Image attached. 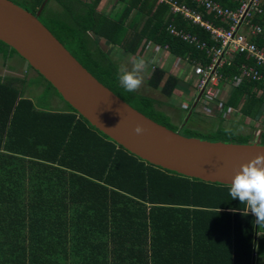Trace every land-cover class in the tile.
Wrapping results in <instances>:
<instances>
[{"label": "trees", "instance_id": "trees-1", "mask_svg": "<svg viewBox=\"0 0 264 264\" xmlns=\"http://www.w3.org/2000/svg\"><path fill=\"white\" fill-rule=\"evenodd\" d=\"M12 1L33 14L42 6L38 19L97 80L147 117L177 131L160 109V100L119 85L120 66L96 38L129 56L140 55L153 43L166 45L176 58L203 61L204 50L170 34L168 25L211 44L208 31L159 0H116L109 14L97 10L99 0H53L62 13L48 5L50 0ZM178 1L216 24L222 22L191 0ZM216 1L232 9L238 5L235 0ZM259 7L262 12L254 13L252 21L264 27V0ZM13 54L20 56L0 40L3 60ZM242 62L254 64L238 53L221 69L222 75H237ZM178 82V76L159 66L152 67L146 80L166 97ZM24 86V77L0 76V264H251L255 217L243 213L238 198L231 199L228 184L153 165L95 128L62 98V111L37 107L23 94ZM196 105L185 108L181 134L255 141L252 133L225 125L222 113L213 129L192 127L188 121L197 114ZM223 105L249 119L261 112L264 120V88L243 80ZM256 137L264 144V130Z\"/></svg>", "mask_w": 264, "mask_h": 264}, {"label": "water", "instance_id": "water-1", "mask_svg": "<svg viewBox=\"0 0 264 264\" xmlns=\"http://www.w3.org/2000/svg\"><path fill=\"white\" fill-rule=\"evenodd\" d=\"M33 14L0 0V40L12 47L91 125L147 162L208 182L228 184L264 144L185 136L147 117L94 77ZM190 113V112H189ZM137 123L144 126L137 135Z\"/></svg>", "mask_w": 264, "mask_h": 264}, {"label": "built area", "instance_id": "built-area-1", "mask_svg": "<svg viewBox=\"0 0 264 264\" xmlns=\"http://www.w3.org/2000/svg\"><path fill=\"white\" fill-rule=\"evenodd\" d=\"M169 5L172 13L182 15L189 23L196 24L209 32L213 43L208 44L195 34H191L183 28L168 25L170 34L179 37L194 45L196 48L204 50L206 60L191 59L186 56L177 58L182 65L189 66L188 69L193 77V87L196 92L194 100L196 104L208 110L211 103L218 114L229 113L236 108L228 107L224 110L223 93L225 86L233 88L243 80L257 81L264 88V46H259L257 40L264 42V27L252 21V16L256 12H262L259 7L260 0H235L236 8H229L216 0H191L198 6H202L206 12L212 13L222 21L216 24L213 20L203 17V14L196 8L178 0H159ZM154 51L167 50V46L154 44ZM168 51V50H167ZM244 53L246 58L253 60L254 64L247 62L240 63L238 74L232 78L222 75L221 69L229 65L234 56ZM179 64V62H177ZM187 105H184L186 108ZM237 110V109H236ZM261 113V112H260ZM255 116V120L261 114Z\"/></svg>", "mask_w": 264, "mask_h": 264}, {"label": "rangeland", "instance_id": "rangeland-1", "mask_svg": "<svg viewBox=\"0 0 264 264\" xmlns=\"http://www.w3.org/2000/svg\"><path fill=\"white\" fill-rule=\"evenodd\" d=\"M21 1V0H16ZM50 7H54L58 13H62V8L53 0L49 1L48 4ZM112 50L110 51L111 54ZM113 55V54H111ZM125 55V56H123ZM134 57L138 56H129L126 53H122V57L120 58L119 66H128L131 67V60ZM3 58L0 56V71L2 69V61ZM179 65H182L181 61L174 59V56H168L166 64H174V68ZM165 64V68H166ZM149 67V66H148ZM172 67V66H171ZM184 69L187 72H190L188 67L184 66ZM4 68L9 69V75L16 74L18 76H22L25 78V86L23 89V94L25 96L30 97L33 100V103L37 107L55 110V111H62L66 109L65 102L55 93V91L49 88L44 79H42L34 69L30 68L27 62L18 56L17 54H13L11 57L6 59V66ZM169 68V67H168ZM169 68L171 71L175 69ZM5 72V71H4ZM173 72V71H172ZM150 71L146 70L143 73L144 82L141 87L137 90L142 94H146L152 96L161 101L162 105L160 106L161 109L165 110L167 115L170 118V122L173 126L177 129V131H182V119H184V115L186 114V106H192L194 98H191L190 95L182 94L183 89L182 87L176 88L173 95L171 97L164 96L159 89H153L152 87L148 86L146 80ZM176 75V74H175ZM185 82V79H184ZM190 88L192 89V81L189 84ZM230 87L225 86V92L223 93V99H226L227 95L229 94ZM215 103H211L210 107L208 106V110H205L199 104L196 105L194 111H197V114L194 115L191 119H189L188 124L192 127H195L199 130L206 131L208 129H213L218 123V111L216 110ZM188 113V112H187ZM223 123L227 126L234 127L235 130L239 133H252L254 136V140L257 139V135L261 130H264V120L263 116L260 115V118H247L243 117L239 114V112L235 109L229 113L223 114ZM181 123V124H180ZM172 126V127H173Z\"/></svg>", "mask_w": 264, "mask_h": 264}, {"label": "clouds", "instance_id": "clouds-1", "mask_svg": "<svg viewBox=\"0 0 264 264\" xmlns=\"http://www.w3.org/2000/svg\"><path fill=\"white\" fill-rule=\"evenodd\" d=\"M155 62V57H134L130 68L128 66L119 68L117 73L119 85L126 92H135L144 82L143 73ZM134 131L137 135L143 134L145 131L143 124L137 123ZM224 131L231 133V129ZM228 186L231 199L238 198L245 206L243 213L247 215L250 211L255 217L257 227H264V153L242 163Z\"/></svg>", "mask_w": 264, "mask_h": 264}, {"label": "crops", "instance_id": "crops-1", "mask_svg": "<svg viewBox=\"0 0 264 264\" xmlns=\"http://www.w3.org/2000/svg\"><path fill=\"white\" fill-rule=\"evenodd\" d=\"M87 1H93V0H87ZM55 2V1H54ZM115 4H116V0H99L97 3V10L100 12H103L105 14H109L110 12L115 10ZM53 10H56L54 7H51ZM97 42L103 46L105 48V50L108 52V54H110V51L112 50L111 57H113L114 59L117 60V62L119 63L120 58L122 57V53L123 51L119 50L118 47L113 46L111 44L108 43V41L102 40L101 38H96ZM154 44L150 43L148 45H146L145 49L143 50V52L138 55L139 56H145V57H155L156 62L155 64H150L148 67V71H150L152 69L153 66H159V67H164L165 68V64L167 61V57L171 54L166 50H156L154 51L153 48ZM125 56V55H123ZM137 56V55H136ZM173 56V55H172ZM175 62H176V57H174ZM2 69L0 71V76L1 77H9V69L8 68H4V66H6V60H2ZM172 66V67H171ZM174 68V64H166V68L168 70V72L174 73L176 74V76H178L179 78V82L177 85V88L182 87V89L184 90L182 94H188L191 96V98H194L195 95V91H194V87H193V77L191 75L190 72H187L183 65H179L177 67H175V70H170L169 68ZM5 71V72H4ZM11 75V74H10ZM12 75H16V74H12ZM18 76V75H16ZM22 77V76H21ZM185 79V82H184ZM192 81V89L189 90L190 86V82ZM232 88L229 91V94L231 92ZM228 94V95H229ZM227 95V97H228ZM226 97V99H227ZM195 100H193V106L196 105V103H194ZM161 109V108H160ZM164 113L165 110L161 109ZM167 114V113H166ZM220 114H218L219 116ZM219 119V118H218ZM182 123V122H181ZM180 123V124H181ZM255 242H254V249H253V253H252V257H251V264H264V227H257V225L255 224V236H254ZM217 258V257H216ZM215 261V260H214ZM229 263V262H228ZM212 264H223L221 261L220 262H213ZM227 264V263H225Z\"/></svg>", "mask_w": 264, "mask_h": 264}]
</instances>
